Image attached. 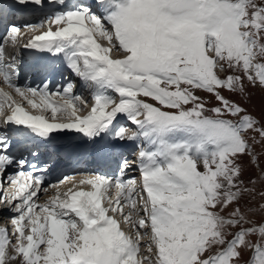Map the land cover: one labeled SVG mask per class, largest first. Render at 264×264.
<instances>
[{
  "label": "snow or ice",
  "instance_id": "obj_1",
  "mask_svg": "<svg viewBox=\"0 0 264 264\" xmlns=\"http://www.w3.org/2000/svg\"><path fill=\"white\" fill-rule=\"evenodd\" d=\"M46 3L60 10L24 25L39 34L22 47L59 59L94 103L74 95L73 83L21 87L0 47V84L12 90L0 87L5 124L44 143L74 131L101 157L117 142L140 147L136 160L116 161L119 175L64 177L39 203L48 188L35 173L47 168L25 171L28 161L11 153L9 131L0 130V177L15 169L13 191L0 196L14 212L11 230L0 228V264H264V168L256 153L264 148V108L257 117L230 98L250 101L249 88L264 90V0H94L71 8L67 0H12L9 7ZM8 31L17 42L21 27ZM48 71L38 59L36 74ZM136 164L139 178L124 179ZM251 166L260 173L245 179ZM66 182L71 187L60 191Z\"/></svg>",
  "mask_w": 264,
  "mask_h": 264
},
{
  "label": "bare ground",
  "instance_id": "obj_2",
  "mask_svg": "<svg viewBox=\"0 0 264 264\" xmlns=\"http://www.w3.org/2000/svg\"><path fill=\"white\" fill-rule=\"evenodd\" d=\"M88 3H90L91 6H92V4L94 3V0H67V4H68L69 8H71L73 5H81V4L88 5ZM34 9H35V11L20 13V14H17L13 18L12 24H16L17 26L21 27V34H20V37L18 39L21 40V41H24L22 43H19L18 41L15 42L17 46H19L20 44H24L33 35L39 34V32L33 33V32L28 31L24 27V25L32 24L34 22L35 23H39L41 20H43V19H45L47 17V15H48L47 13L52 15L55 11L60 10L58 5H52V4H48V3L45 4L43 9H37V8H34ZM23 28L25 30H23ZM45 28L40 29V31H44V30L47 29V28L46 29ZM8 32L9 31H7L6 33H8ZM101 43L104 44L103 42H101ZM8 63H14V61L12 59L8 58ZM65 72H68V75H69L68 76L69 80L67 79L68 80L67 84L71 83V81H72L73 84L75 85V87L73 89V94L74 95H82L83 94L84 96H88L89 100H91V105H92L94 103V100L92 98L91 91L89 89L83 87L82 82L78 78L73 77L72 74H70V72L66 68H65ZM25 73H26V71H25ZM29 73H30V70H28V74H25V76H24L25 80L29 77ZM48 74H49V72H47L42 77H45L46 75L48 76ZM40 84H41V80H39V78H34L32 86L35 87V86H38ZM4 90L5 91H9L7 89H4ZM53 90H55V89H53ZM84 96H83V98H84ZM28 110L31 111L30 108ZM0 123L2 124V125H0V130L1 129L5 130V131L8 130L11 139L13 137H16V140H12V141L13 142H15V141H19L20 142L22 136L18 135L15 132V130L10 129V127L5 124L3 116H0ZM119 124H123V125H125L128 128H134L135 127L134 125H131L130 123L126 124L123 119H121L119 121ZM5 127H7L8 129H6ZM53 136L55 137V139L52 140V142L55 143V141H61V142L65 143L67 146H69L68 148L71 149V155L73 156V158L74 159H76L77 157L78 158L79 157L83 158L84 162L82 161V163L80 165H75L74 163L68 164V167H66L63 170L62 177L59 178L58 180H56L54 183H52L50 185L57 184L60 180L64 179V177H69V178L75 177V179H77V180L80 179L82 176H84V172L90 170V167H89L90 165L84 166V163H87L88 160H90L94 156H97V154H94V150H93L92 147L87 146V145H81L79 142L83 140V137H82L81 134H78V133H76L74 131L57 132V133H54ZM17 137H20V138H17ZM18 139H20V140H18ZM30 140H32L34 142V141L39 140V139L38 138L37 139L30 138ZM40 146H41V148H39V149H41V150H39V151H44V152L41 153L38 150H34L33 149L34 155L36 157H41L42 155L45 154L46 150H48V149H44L42 147H49L50 148V146L47 143H44V142H42ZM139 147H140V142L139 141H137V142H132V141L117 142L116 146L114 148H110L108 153L105 154V156H103V157L99 156V159H96L94 161V163L97 164V166H99V167H98L97 170H95L94 173L92 172L91 174H97L98 173V174H105V175H113V174L119 175V171H118V167H117L116 161L119 160L120 163H122L124 159L129 160V162L136 160V153L138 152ZM21 148L22 147L19 148V151L14 156L20 155L19 152H20ZM85 148H88L91 151L86 150ZM116 150H123L122 154L121 155L115 154L114 152H116ZM29 151H30V148H25L24 151H22V157L23 158L26 157V156L29 157L30 156L29 155ZM58 156L59 157H54V159L58 160V161H61L63 159V156L62 155H58ZM64 162L68 163V161H66L65 159H64ZM63 165H65V164L62 163L61 167L64 168ZM14 170L15 169L10 168V169L7 170L6 174H4L2 177H0V187H2V189H1L2 191L0 190V196H2V193L4 192L3 185H7V184L9 185L8 177L10 175H12ZM139 175H140L139 166H138V164H136V165H133L132 167H130L125 172L124 179H131L133 177L139 178ZM50 185H46L44 187H50ZM68 187H71V183L70 182H66L65 184L60 185V191H66ZM5 191L8 194H11V192L13 191V188L11 186H8V189L5 190ZM48 192H51L54 195L55 194V189L50 187ZM40 194H38V196ZM42 194H46V193H42ZM45 200H46V198H45ZM38 201H39V203H43L44 202V201H40V200H38ZM3 203L4 202L0 203V205H2ZM9 206H11V208H12L13 204L8 205L7 209L9 208ZM0 208H1L0 217H2L3 215H2L1 211L4 210L3 209V205ZM10 210L8 209V211H10ZM4 215L7 216V214H4ZM2 219H4V218H2ZM2 219H0V220H2ZM7 225H8V223H7ZM2 226L3 225L0 224V228H7L6 225H5V227L4 226L2 227ZM9 227L10 226H8V229H9ZM142 251H143V249H142Z\"/></svg>",
  "mask_w": 264,
  "mask_h": 264
},
{
  "label": "rangeland",
  "instance_id": "obj_3",
  "mask_svg": "<svg viewBox=\"0 0 264 264\" xmlns=\"http://www.w3.org/2000/svg\"><path fill=\"white\" fill-rule=\"evenodd\" d=\"M32 24H36L35 22L34 23H32ZM46 29V28H45ZM53 29L55 30V27L53 26ZM23 30H25L24 28H23ZM47 30V29H46ZM19 43H22V42H24V41H21V40H17ZM101 42H103V43H105L104 41H102L101 40ZM112 55H113V58H118L120 55H121V53H119V52H113L112 53ZM10 59H12V58H10ZM13 60V59H12ZM26 74H28V72L26 73ZM7 90H9V91H11L10 89H7ZM8 91V92H9ZM249 93L251 94V100L249 101V99H248V96L246 95V96H244V97H230L231 99H234V100H239L241 103H242V106H244V107H246L248 110H249V112H251L254 116H257V117H259V115H260V113H261V109L262 108H264V101H262V96H264V90H261V89H259V88H249ZM13 95H15L14 93H13ZM225 95H228L227 93H225ZM79 96H81L82 97V99L83 100H85V101H87V103L89 104V106H91V100H89V98H88V96H84L83 94L82 95H79ZM83 96H84V98H83ZM18 96H16L15 97V99H17V100H19L18 98H17ZM86 111H87V109H85V111L84 112H82L81 114L83 115V114H85L86 113ZM0 125H2L1 123H0ZM130 129H134V128H130ZM1 130H3V129H1ZM3 131H5V130H3ZM256 153L259 155V162H260V168H264V148H262L261 146H256ZM131 162V161H130ZM245 164L247 165V158H245ZM260 168H256L255 166H251V168H250V171H248L247 173H246V175H245V179H247V177L249 176V175H251V176H253V177H255V176H257V175H259V173H260ZM75 178V177H74ZM48 188V191H49V188L50 187H47ZM5 193V191L2 193V194H4ZM51 195H53V193H51V192H47L46 194H40L38 197V200H40V201H44L45 200V198H46V200L45 201H47V199L49 198V196H51ZM258 199V198H257ZM44 201V202H45ZM39 202V201H38ZM43 202V203H44ZM3 205V204H2ZM2 205H0V207L2 206ZM4 210L3 211H1L2 212V215L4 216H2V217H0V219H2V218H4V219H2V220H0V224L1 225H3L4 227H5V225L7 226V228H8V226H10L9 227V230L11 229V224H10V217H12L13 215H14V212H13V207L11 208V206H9V210L10 211H8V209H7V207H5V208H3ZM0 210H1V208H0ZM12 213V214H11ZM4 214H7V216H5ZM9 214V215H8ZM1 215V214H0ZM7 217V218H6ZM6 218V219H5ZM7 220V221H6ZM7 223H8V225H7ZM2 226V227H3Z\"/></svg>",
  "mask_w": 264,
  "mask_h": 264
}]
</instances>
